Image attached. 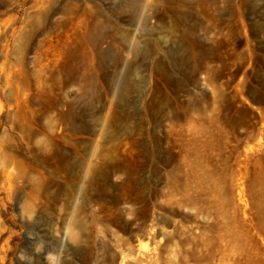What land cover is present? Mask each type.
I'll return each mask as SVG.
<instances>
[{"label": "rangeland", "instance_id": "1", "mask_svg": "<svg viewBox=\"0 0 264 264\" xmlns=\"http://www.w3.org/2000/svg\"><path fill=\"white\" fill-rule=\"evenodd\" d=\"M0 264H264V0H0Z\"/></svg>", "mask_w": 264, "mask_h": 264}]
</instances>
